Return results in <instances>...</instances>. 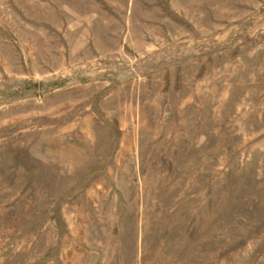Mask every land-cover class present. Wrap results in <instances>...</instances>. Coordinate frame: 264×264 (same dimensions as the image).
<instances>
[{"label": "rangeland", "instance_id": "374dc122", "mask_svg": "<svg viewBox=\"0 0 264 264\" xmlns=\"http://www.w3.org/2000/svg\"><path fill=\"white\" fill-rule=\"evenodd\" d=\"M0 264H264V0H0Z\"/></svg>", "mask_w": 264, "mask_h": 264}]
</instances>
